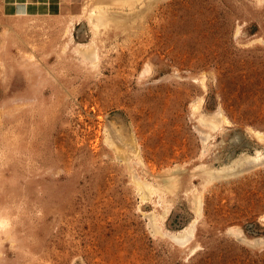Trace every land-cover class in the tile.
<instances>
[{
  "label": "rangeland",
  "instance_id": "rangeland-1",
  "mask_svg": "<svg viewBox=\"0 0 264 264\" xmlns=\"http://www.w3.org/2000/svg\"><path fill=\"white\" fill-rule=\"evenodd\" d=\"M148 11L84 66L62 51L67 19L0 10V264H264V0ZM72 23L86 42L85 22ZM110 131L136 153L115 157ZM174 171L173 193L142 200L136 182L162 186Z\"/></svg>",
  "mask_w": 264,
  "mask_h": 264
},
{
  "label": "bare ground",
  "instance_id": "bare-ground-1",
  "mask_svg": "<svg viewBox=\"0 0 264 264\" xmlns=\"http://www.w3.org/2000/svg\"><path fill=\"white\" fill-rule=\"evenodd\" d=\"M154 2H155V0H121V3L119 4L121 6L118 7L119 5L118 6L115 5L118 3L112 2V0H86L84 2V4H82V6L80 7L79 13H77L76 15H69V14H65V13L64 14H57L55 17H57V18L63 17V19L68 20L67 24H66V29H65V35L67 38H66V42L64 43L65 46H63L64 47L62 50L63 53L66 51V49H68L69 50L68 53L71 54L72 62L75 63L77 61L78 62L77 64H81L84 66H86L87 63L95 62V60H96V51H95L96 49L95 48H96L97 41L98 42L102 41L103 38H101V37L107 35V33L110 30L121 29V31H125V28L129 23L131 24L134 21L136 22L137 19H141V17H144L143 14L146 13V11L151 10V6H153ZM138 4H141V6H139ZM113 5H115V6H113ZM124 8L127 9L126 12L124 11ZM16 12H17L16 17H21L23 15L24 16L26 15V13L20 11L19 9ZM148 12H150V11H148ZM74 20H77L79 22L81 20H83L85 22V24H86L85 27H87L86 31H87V34L89 35L86 42L74 41V37H72V33H71V26L73 25L72 22H74ZM135 22H134V24H135ZM35 23H36V21H35ZM23 27L24 26H22V28ZM5 33H4V35L7 36L8 32L5 31ZM17 38H18V36H17ZM68 53H66V54H68ZM93 64H90V65L92 66ZM218 115H220V113ZM218 115H216V116H210L209 115L210 117L209 116L205 117L203 115H199L197 120L201 126L208 128V129H211V130H214L217 128L218 124L220 123V120L217 119ZM254 134L256 135V137L259 141H264L263 135H261L258 132H254ZM202 135H203V133H202ZM202 137H206V136H202ZM122 139H124L122 136H120L119 134H114V132H111V131H110L109 136H106V138H105V144L112 150L115 157L119 158V160L126 159V153L127 154L128 153H133V154L136 153L134 141L132 140V138H131L130 144H126L124 142V140H122ZM256 156H258V155H256ZM131 159H133V158H131ZM246 160H247V162L248 161L250 162L251 159L250 160L246 159ZM127 161L128 160H125V162H127ZM241 166H242V162H239L235 165L231 164V166H229L227 168L225 167L226 169H221V171L218 170V172H220L219 174L217 172L214 174V172L210 171V172H207V174H209V175L206 178L201 177V179H203V181L205 183V182H209V181L213 180V178H226V177L234 175L236 172H238V170L240 169ZM204 173H206V171ZM166 181H167L166 183H162V186H153V185H150L147 183L136 182L137 187H139V189L141 190L142 200H147L152 195H157L159 197L158 199L163 201V196H166V194H169L172 191L174 192V189L177 187L176 185L178 184V178L176 176V171H174L172 173V175L169 176L168 180H166ZM201 195L202 194L200 193L197 195V197L195 195L193 196L194 197L193 198V203H194L193 204L194 205L193 210L195 212L194 214L196 215V218L199 217L198 213H200L199 209L201 208L200 207ZM159 202H161V201H159ZM158 206H160V205H158ZM166 209H167V207H164L163 208V211H164L163 214H159L160 215L159 221H161L164 218V214L167 211ZM149 216L152 219V222H151V226H152L154 224L153 222L156 223L158 221L157 220L158 218H156L154 214L149 215ZM194 224H195V222H192L190 226L186 227L183 230V232L177 236L178 238L177 237L174 238L175 242L177 244L185 245V243H187V241H189L191 239L192 236L190 237V235H192L191 233H192V228H193ZM156 225H157V223H156ZM154 231H155V229H154ZM160 231H159V235L161 233ZM155 232L158 233L157 231H155Z\"/></svg>",
  "mask_w": 264,
  "mask_h": 264
},
{
  "label": "crops",
  "instance_id": "crops-1",
  "mask_svg": "<svg viewBox=\"0 0 264 264\" xmlns=\"http://www.w3.org/2000/svg\"><path fill=\"white\" fill-rule=\"evenodd\" d=\"M79 0H0V10L4 15L24 13L55 15L70 11ZM20 5V6H19Z\"/></svg>",
  "mask_w": 264,
  "mask_h": 264
}]
</instances>
